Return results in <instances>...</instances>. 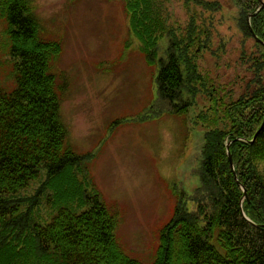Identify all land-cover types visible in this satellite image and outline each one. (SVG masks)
Segmentation results:
<instances>
[{"label":"trees","instance_id":"1","mask_svg":"<svg viewBox=\"0 0 264 264\" xmlns=\"http://www.w3.org/2000/svg\"><path fill=\"white\" fill-rule=\"evenodd\" d=\"M29 1L11 0L7 7L12 52L19 61L17 87L12 92L0 88V264H141L118 241V214L97 194L86 193L79 177L78 166L89 154H77L68 144L62 97L51 73L61 46L41 37L42 22ZM126 2L133 31L141 38L148 13L138 10L154 12L153 0ZM184 2L220 8L215 0ZM232 3L243 35L241 90L226 105L227 126L205 132L196 169L199 184L187 197L180 193L161 228L153 264H264V45L254 37L264 41V7L259 9V0ZM205 27L191 16L182 37L169 34L156 97L142 120L188 111L191 101L184 93L193 94L191 82L201 79L188 50ZM34 181H39L37 190L26 195ZM48 190L56 209L49 220L32 215Z\"/></svg>","mask_w":264,"mask_h":264},{"label":"rangeland","instance_id":"2","mask_svg":"<svg viewBox=\"0 0 264 264\" xmlns=\"http://www.w3.org/2000/svg\"><path fill=\"white\" fill-rule=\"evenodd\" d=\"M215 1L217 10L184 0H153L154 12L138 10L148 13L141 38L133 31L126 0L29 1L42 22L41 37L61 46L51 73L62 97L68 144L77 154H89L78 166L79 177L86 193L97 194L118 214V241L141 264H153L161 228L180 193L187 197L198 186L204 134L227 126L226 105L240 93L246 73L236 9L232 0ZM10 3L0 0V88L6 92L17 87L19 61L12 52ZM191 16L206 25L188 50L201 74L191 82L195 92L184 93L191 105L185 113L142 120L156 97L169 34L182 37ZM252 44L248 39L247 47ZM34 182L26 195L37 190L39 181ZM49 192L40 196L33 216L49 220L56 212Z\"/></svg>","mask_w":264,"mask_h":264},{"label":"water","instance_id":"3","mask_svg":"<svg viewBox=\"0 0 264 264\" xmlns=\"http://www.w3.org/2000/svg\"><path fill=\"white\" fill-rule=\"evenodd\" d=\"M259 1H260V6H259V9H260V8L264 7V0H259ZM250 18H251V15L248 16V25H249V28L251 29V31H253ZM254 37L256 38L257 41L261 42L264 45V41L260 40V38H258V36L256 34H254ZM255 138H256V136L254 137V139ZM253 140L251 142H253ZM229 146H230V143L227 144V149H228V153H229V157H230L231 163H232V165H234L233 160H232V156H231V154L229 152ZM244 191H245V189H244ZM246 218L248 220H250L247 216H246Z\"/></svg>","mask_w":264,"mask_h":264}]
</instances>
